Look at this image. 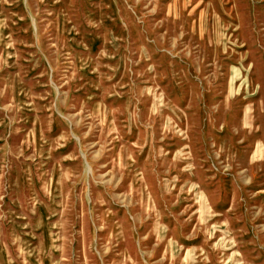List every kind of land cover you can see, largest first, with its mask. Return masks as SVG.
I'll return each mask as SVG.
<instances>
[{"label": "rangeland", "instance_id": "1", "mask_svg": "<svg viewBox=\"0 0 264 264\" xmlns=\"http://www.w3.org/2000/svg\"><path fill=\"white\" fill-rule=\"evenodd\" d=\"M0 264H264V0H0Z\"/></svg>", "mask_w": 264, "mask_h": 264}, {"label": "bare ground", "instance_id": "2", "mask_svg": "<svg viewBox=\"0 0 264 264\" xmlns=\"http://www.w3.org/2000/svg\"><path fill=\"white\" fill-rule=\"evenodd\" d=\"M263 148V147H262Z\"/></svg>", "mask_w": 264, "mask_h": 264}]
</instances>
